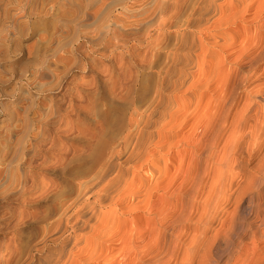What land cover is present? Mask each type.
Instances as JSON below:
<instances>
[{
  "label": "bare ground",
  "instance_id": "6f19581e",
  "mask_svg": "<svg viewBox=\"0 0 264 264\" xmlns=\"http://www.w3.org/2000/svg\"><path fill=\"white\" fill-rule=\"evenodd\" d=\"M216 1L158 0L154 20L139 33L144 51L137 64L147 66L135 76L125 66L122 75L136 84L130 103L148 102L130 119L133 133L112 152L104 138H93L81 160L98 168L96 176L40 243L27 249L10 241L0 250V264H264V81L251 82L264 79V0ZM67 2L54 16L56 30L72 22ZM201 18L209 27L226 25L222 38L228 41L218 39L213 48L217 38L208 40L218 55L208 68L197 63L209 46ZM171 30L177 35L164 63ZM190 54L197 67L185 75L180 66ZM184 78L188 92L199 91L187 95V103L177 95ZM113 106L103 115L105 132L124 119L122 106ZM42 186L37 196L52 189L51 182Z\"/></svg>",
  "mask_w": 264,
  "mask_h": 264
},
{
  "label": "rangeland",
  "instance_id": "374dc122",
  "mask_svg": "<svg viewBox=\"0 0 264 264\" xmlns=\"http://www.w3.org/2000/svg\"><path fill=\"white\" fill-rule=\"evenodd\" d=\"M66 1L71 4L74 17L71 23L65 22L56 30L54 16L63 0L53 3L54 6L50 5V0H0V250L10 241L17 248L22 244L27 249L40 243L47 236L53 219L65 213L67 209L64 208L78 196L84 182L91 181L98 172L96 166L86 165L81 160L89 152L91 144L88 143L104 138L107 152H112L133 133L135 124L130 119L136 118V109L142 111L148 104L147 100L130 103L136 84L132 80L126 82L122 75L126 67L135 76L136 70L147 66L137 64L144 51L139 35L143 26L154 20L158 0ZM39 6L47 14L38 13ZM202 19L198 21V24L204 22L200 28L205 24L208 28L212 26L209 27L206 18ZM221 24L207 28L209 39L205 44L209 46L204 48L207 51L214 46V36L217 38L215 44L218 39L228 41L222 38L225 23ZM149 28L150 34H155V28ZM260 32L264 33V28ZM170 33V47L161 53L164 63L177 35L173 30ZM210 37L214 38L213 44L208 42ZM195 48L205 53L195 52L201 55H197V63L202 61L203 68L212 66L218 59L215 50L202 52L197 46ZM190 55L189 61L184 57L186 61L180 66L182 74L189 75V70L197 67L194 64L196 54ZM183 64L188 65L187 68ZM262 66L256 70L257 74L262 73ZM263 81L251 80L253 84ZM157 82L158 74L153 71L152 87H156ZM181 82L183 91L178 90L177 95L182 102L187 95L197 96L198 89L193 92L186 89L187 79ZM179 83L176 86L182 87ZM147 84L149 82L145 87ZM110 106H122L124 119L105 132L103 115ZM41 131L45 139L40 142ZM164 131L172 130L166 128ZM56 154L61 157L58 156L55 164L52 160ZM47 182H51L52 189L39 194L40 198L37 196L39 187Z\"/></svg>",
  "mask_w": 264,
  "mask_h": 264
}]
</instances>
